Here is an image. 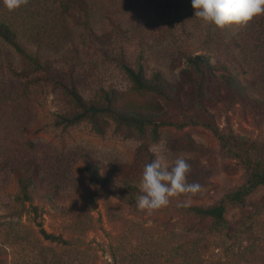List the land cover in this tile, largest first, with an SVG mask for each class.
<instances>
[{"label":"rangeland","instance_id":"rangeland-1","mask_svg":"<svg viewBox=\"0 0 264 264\" xmlns=\"http://www.w3.org/2000/svg\"><path fill=\"white\" fill-rule=\"evenodd\" d=\"M89 1L93 33L57 13L56 0H27L13 11L0 0V21L85 99L111 89L149 98L132 89L122 62L142 64L147 75L160 71L185 102L180 110L165 106V113L186 124L162 126L155 137L111 121L103 133L88 120L56 125L60 114L75 110L67 92L43 81V70H31L0 38V264H264V186L228 205L219 229L177 207L217 202L248 179L203 121L257 141L264 161V111L215 96L200 107L179 79L187 55L200 54L251 81L264 99V15L242 28L219 29L194 16L191 0ZM158 154L170 165L187 159L188 183L201 189L147 214L137 200L144 166ZM85 156L107 179L99 191L83 169ZM26 176L32 184L25 195L19 179Z\"/></svg>","mask_w":264,"mask_h":264},{"label":"trees","instance_id":"trees-1","mask_svg":"<svg viewBox=\"0 0 264 264\" xmlns=\"http://www.w3.org/2000/svg\"><path fill=\"white\" fill-rule=\"evenodd\" d=\"M91 7L89 0H56L55 4L57 13L73 17L85 27L88 33H93ZM262 16L256 18L260 19ZM0 38L10 44L27 61L31 70H43L41 75L43 81L60 85L67 92L75 110L60 114L54 121L56 125L69 126L88 120L97 133H103L105 126L111 121L118 129H134L138 133H144L146 129H150L151 135L155 137L162 126L173 125L181 128L186 124V121H175L167 117L165 113V106L180 110L185 102L160 71L147 75L142 64L135 69L122 62L121 68L131 81L132 89L139 95H146L149 98H125L122 92L111 89L101 90L94 98L85 99L74 86L69 87L64 83L60 73L55 71L46 59L42 60L31 53L12 25L5 20L0 21ZM185 63L186 65L179 71V79L189 88L186 95L188 99L195 100L200 107H203L206 98L215 96L221 101L240 103L254 110L264 111V99L251 91L249 85L251 81L243 83L225 63L213 64L208 57L200 54L187 55ZM155 98L158 100H154ZM203 124L209 127L219 139L221 149L238 160L248 171V179L243 186L230 190L217 202L211 204L181 202L177 207L179 211L200 220H211L212 227L219 229L226 223L225 211L228 205L243 203L256 189L264 186V161L257 158L260 152L257 141H247L234 134H224L212 121H203ZM84 161L83 169L88 175L89 182L96 191H99L107 184V179L100 174L98 166L90 157L85 156ZM19 181L26 195L28 187L32 184V178L20 177ZM42 233L46 238L56 239L55 235L45 230H42Z\"/></svg>","mask_w":264,"mask_h":264},{"label":"clouds","instance_id":"clouds-1","mask_svg":"<svg viewBox=\"0 0 264 264\" xmlns=\"http://www.w3.org/2000/svg\"><path fill=\"white\" fill-rule=\"evenodd\" d=\"M13 11L27 0H2ZM194 16L216 28H242L254 17L264 15V0H191ZM158 151V150H157ZM191 165L184 157H177L170 165L166 156L158 154L146 164L142 173L137 207L147 214L167 207L172 198L182 194H197L201 185L188 183Z\"/></svg>","mask_w":264,"mask_h":264}]
</instances>
